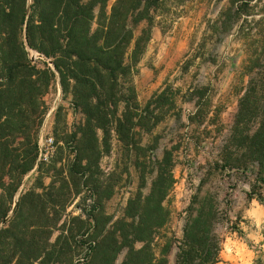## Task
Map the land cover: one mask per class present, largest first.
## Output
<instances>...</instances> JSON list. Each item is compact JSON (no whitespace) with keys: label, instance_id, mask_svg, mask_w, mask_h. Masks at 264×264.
<instances>
[{"label":"trees","instance_id":"1","mask_svg":"<svg viewBox=\"0 0 264 264\" xmlns=\"http://www.w3.org/2000/svg\"><path fill=\"white\" fill-rule=\"evenodd\" d=\"M111 1L0 0V264H74L75 238L60 236L51 243L53 223L48 221L44 196L35 189L20 199L14 218L8 221L25 177L37 167L41 169L39 133L47 112L44 98L56 75L64 95H72L85 116L80 135H74L78 148L70 174L94 191V211L103 212L104 202L110 198L98 176L101 158L111 152L112 133L126 147H138V130L151 132L163 121L166 92L155 94L143 108L137 101L133 77L157 17L170 15L188 0H115L110 6ZM252 1L237 0L242 5L236 12L237 20L246 15L244 9ZM144 23L147 27L136 38ZM251 47L249 70L264 76V42ZM31 51L51 62L54 70L47 62L44 68L33 64ZM263 102L264 85L254 81L221 147V163L215 166L228 183L227 193L248 185L244 191L247 199L261 205ZM201 114L198 112L195 119ZM247 119L260 121L252 126ZM172 168L167 155L159 163L151 194L144 201L138 197L130 202L120 229L107 231L109 219L104 223L97 219L95 237L86 242L91 256L88 264H116L125 249L121 264H168L164 258L169 251L158 259L155 241L169 222L163 204L175 182ZM205 219L199 217L186 226L176 264L221 262L223 241L213 233L218 219L215 209ZM173 243L170 241V248ZM137 244L143 246L136 249Z\"/></svg>","mask_w":264,"mask_h":264},{"label":"rangeland","instance_id":"2","mask_svg":"<svg viewBox=\"0 0 264 264\" xmlns=\"http://www.w3.org/2000/svg\"><path fill=\"white\" fill-rule=\"evenodd\" d=\"M241 6L237 0H188L170 15L157 17L133 83L143 108L155 94L166 92L165 115L151 132L138 130V147H126L112 133L111 152L100 160L98 179L110 196L101 213L94 211L97 197L91 187L70 174L78 148L74 135H80L85 116L73 96L64 95L56 75L44 98L47 112L39 133V141L51 145L50 154L39 160L41 169L25 177L8 221L14 218L20 199L35 189L44 196L48 221L53 223L51 243L60 236H73L79 245L74 264H88L86 242L95 237L97 219L100 223L109 219L107 231L120 229L130 202L138 197L144 201L151 194L159 163L168 155L175 182L163 204L169 222L158 232L157 258L169 251L164 259L176 264L188 223L199 217L205 221L215 209L218 219L213 233L223 241L218 264H264V205L247 199L248 185L227 193L228 183L215 168L251 83L264 85V76L249 70V49L264 42V0L252 1L244 9L246 15L237 20ZM146 27L140 25L135 37ZM134 47L135 42L128 60ZM30 58L38 67L47 62L54 70L37 52L31 51ZM198 112L201 117L195 119ZM259 121L246 120L252 126ZM21 214L23 210L20 218ZM170 241H174L171 248ZM142 246L137 244L136 249ZM126 253L125 249L118 255L116 264L124 261Z\"/></svg>","mask_w":264,"mask_h":264},{"label":"built area","instance_id":"3","mask_svg":"<svg viewBox=\"0 0 264 264\" xmlns=\"http://www.w3.org/2000/svg\"><path fill=\"white\" fill-rule=\"evenodd\" d=\"M50 148L51 145L47 143H43L42 141H39V149H40V158L39 160H42V158L47 159L50 154Z\"/></svg>","mask_w":264,"mask_h":264}]
</instances>
